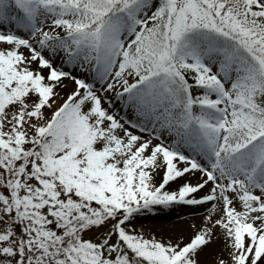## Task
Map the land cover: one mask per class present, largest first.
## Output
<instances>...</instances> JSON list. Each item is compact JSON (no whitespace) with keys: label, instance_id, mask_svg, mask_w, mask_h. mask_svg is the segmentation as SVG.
<instances>
[{"label":"snow or ice","instance_id":"6c2138e0","mask_svg":"<svg viewBox=\"0 0 264 264\" xmlns=\"http://www.w3.org/2000/svg\"><path fill=\"white\" fill-rule=\"evenodd\" d=\"M0 264H264V0H0Z\"/></svg>","mask_w":264,"mask_h":264},{"label":"rangeland","instance_id":"374dc122","mask_svg":"<svg viewBox=\"0 0 264 264\" xmlns=\"http://www.w3.org/2000/svg\"><path fill=\"white\" fill-rule=\"evenodd\" d=\"M183 214L187 217L188 215H190V211L189 210H185Z\"/></svg>","mask_w":264,"mask_h":264}]
</instances>
